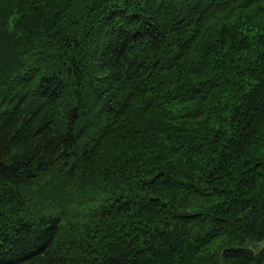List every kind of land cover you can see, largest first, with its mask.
<instances>
[{"label": "trees", "instance_id": "trees-1", "mask_svg": "<svg viewBox=\"0 0 264 264\" xmlns=\"http://www.w3.org/2000/svg\"><path fill=\"white\" fill-rule=\"evenodd\" d=\"M0 264H264V0H0Z\"/></svg>", "mask_w": 264, "mask_h": 264}]
</instances>
